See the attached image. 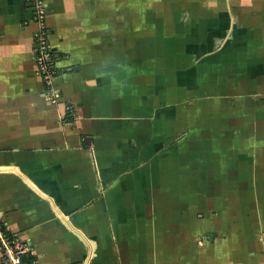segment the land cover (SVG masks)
I'll use <instances>...</instances> for the list:
<instances>
[{
  "label": "crops",
  "instance_id": "0c3cea01",
  "mask_svg": "<svg viewBox=\"0 0 264 264\" xmlns=\"http://www.w3.org/2000/svg\"><path fill=\"white\" fill-rule=\"evenodd\" d=\"M0 0V224L34 264H264V0ZM0 264H6L0 256Z\"/></svg>",
  "mask_w": 264,
  "mask_h": 264
},
{
  "label": "built area",
  "instance_id": "2783aa9c",
  "mask_svg": "<svg viewBox=\"0 0 264 264\" xmlns=\"http://www.w3.org/2000/svg\"><path fill=\"white\" fill-rule=\"evenodd\" d=\"M33 20L38 29L33 32V56L37 73L45 86V98L53 105L64 104L65 115L72 114L73 108L67 104L62 92L53 85L58 72L55 66V54L49 41V32L45 24L47 13L45 0H32ZM26 243L14 235L5 232L0 224V256L6 264H34L27 261Z\"/></svg>",
  "mask_w": 264,
  "mask_h": 264
},
{
  "label": "trees",
  "instance_id": "16d2710c",
  "mask_svg": "<svg viewBox=\"0 0 264 264\" xmlns=\"http://www.w3.org/2000/svg\"><path fill=\"white\" fill-rule=\"evenodd\" d=\"M27 259V258H26ZM27 261L31 262L30 259L28 258Z\"/></svg>",
  "mask_w": 264,
  "mask_h": 264
}]
</instances>
